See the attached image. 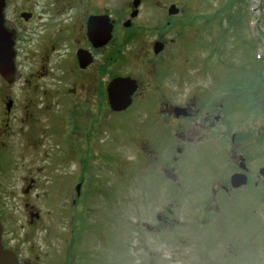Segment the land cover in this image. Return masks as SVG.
Listing matches in <instances>:
<instances>
[{"label":"flooded vegetation","instance_id":"obj_1","mask_svg":"<svg viewBox=\"0 0 264 264\" xmlns=\"http://www.w3.org/2000/svg\"><path fill=\"white\" fill-rule=\"evenodd\" d=\"M186 9L184 0H0V63L10 58L12 64L11 72L0 73V177L9 161L30 155L24 127L36 124V112L48 121L53 114L50 128L80 144L85 154L68 156L78 164L80 182L67 179L64 185L60 179L52 188V194L64 187L71 194L73 188L71 208L65 210L71 226L51 234L46 247L37 246L29 233L8 232L0 205L1 244L18 264H264L259 238L264 216L249 227L248 216L258 215L259 207L249 206L246 198L251 186L264 205V184L258 188L264 168L249 166L248 141L243 129L233 131L230 104L218 103L211 89L184 95L160 82L169 48L181 32L189 38L193 30ZM120 78L134 81L136 89L129 106L114 112L106 89ZM110 122L131 128L141 140L148 183L139 188L137 203L147 204L160 192L165 198L152 224L141 223V229L163 249H148L139 233L123 235L128 248H122L113 230L119 187L110 197L89 193L83 185L81 173L88 170L83 160L97 156L94 145ZM207 161L213 176H198ZM223 164L210 186L213 171ZM233 175L244 176L246 184L232 187ZM34 188L31 179L25 190ZM183 192L191 210L181 223L174 210ZM204 194L208 199L198 200ZM105 197L115 200L116 210L108 212ZM29 216L30 225L40 220L38 212ZM108 233L115 234L114 245ZM88 240L96 245L89 247Z\"/></svg>","mask_w":264,"mask_h":264},{"label":"rangeland","instance_id":"obj_2","mask_svg":"<svg viewBox=\"0 0 264 264\" xmlns=\"http://www.w3.org/2000/svg\"><path fill=\"white\" fill-rule=\"evenodd\" d=\"M184 1L188 15H191L188 18L194 19V27L189 38V34L184 36L181 32L177 44L171 46L164 56L163 62L168 65L160 82L163 87L174 88L177 93L184 95L193 89H211L216 93L218 103L227 101L231 108L230 119L234 121L233 131L243 129L247 138L249 166L264 168V0ZM182 38H185V42ZM53 113L61 115L60 112ZM36 114V124L24 127L25 140L32 143L30 155L22 160L9 161L0 177V205L5 215L3 224L8 232L29 233L37 246L39 243L40 247H46L51 234L59 236L69 232L71 226L65 210L71 208L69 201L73 196V188H69L71 194L67 187L63 188L64 192L52 194V188L60 179H63L64 185L69 179H74L73 184L80 182L77 183L78 164L75 160L69 161L68 156L73 154L75 158H82L85 154L80 144L67 141L65 136L63 138L58 133L59 130L50 128L53 114H48L49 121L45 114ZM239 122L244 126L236 127ZM110 123L102 131L98 144L94 145V148H98L97 156L83 160L88 169L81 173L85 174L83 185L87 186L89 193L95 195L104 191L110 193V197L114 189L119 187L121 199L117 203L118 221L115 220L113 230L119 234L121 247L123 244L124 248H128L122 240L125 238L123 235L139 233L147 239L145 243L148 249H163L159 240L158 245H155L156 237L146 235L141 229V223L152 224L154 214L165 202L160 192L147 204H143L144 201L137 203L141 194L139 188L148 183L147 178L144 180L148 164L146 166L147 159L141 155V140L131 135V128H116ZM224 152L221 151V155H225ZM209 157V154L204 156ZM210 164L207 161L206 166L202 162L204 172L198 176H213ZM224 165H217L218 171H213L216 177L210 186L218 178L219 167ZM31 179L35 182V188L24 193ZM263 184L258 188L261 189ZM251 189L254 191L251 186L246 189L247 204L259 207V214L248 216L249 227L255 222L259 224L262 218L259 215L264 216V205L258 202L260 198ZM110 197H105L111 203L108 212L116 210L115 200ZM199 198L207 200L208 196L204 194ZM187 200L185 192L178 195L174 218L181 223L191 210ZM30 212L40 215L35 225L29 223ZM262 229L259 238L263 242V248L260 246V249L264 251ZM115 234L108 233L113 245L116 243L113 238ZM88 245L91 247L96 242L88 240Z\"/></svg>","mask_w":264,"mask_h":264},{"label":"water","instance_id":"obj_3","mask_svg":"<svg viewBox=\"0 0 264 264\" xmlns=\"http://www.w3.org/2000/svg\"><path fill=\"white\" fill-rule=\"evenodd\" d=\"M1 21V14H0ZM1 27V22H0ZM12 70V64L10 58H8L7 62L0 63V73H9ZM136 89L134 81L130 79L120 78L112 81L106 91L109 102V107L112 111L118 112L127 108L130 104V96ZM261 174L264 176V171H261ZM231 185L232 187H239L246 183V179L241 175H233L231 177ZM27 192L26 190L24 191ZM2 234V227L0 225V239ZM0 264H18L14 255L4 249L1 245L0 241Z\"/></svg>","mask_w":264,"mask_h":264}]
</instances>
